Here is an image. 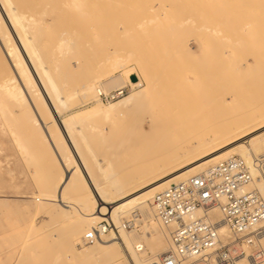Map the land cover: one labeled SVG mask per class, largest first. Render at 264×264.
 I'll return each mask as SVG.
<instances>
[{
    "label": "rangeland",
    "instance_id": "1",
    "mask_svg": "<svg viewBox=\"0 0 264 264\" xmlns=\"http://www.w3.org/2000/svg\"><path fill=\"white\" fill-rule=\"evenodd\" d=\"M17 1H21L22 3V0ZM23 1L26 6L22 8L20 15H25V20L19 21L18 19H15L14 21L12 20V22H10L8 19H4V21L0 20V264L9 255L8 247L10 242L11 245L14 246V249L17 250L21 244L27 240V231L30 228L32 221L36 220L33 217L36 214L37 206L41 204L39 201L41 198L43 199V195L45 193L61 196L70 200L75 199L76 196L78 197V184L76 183H79V180L77 177H75V175L76 166L78 165L79 161L73 156L72 148L68 147L67 150H69V153L67 154V158L69 160L67 164L62 162V159L60 158L57 151L56 144L59 138H54L55 131L52 127L56 118L61 123L71 122L67 129L66 135L67 138L72 139L74 144L76 143V145L78 144V146H80L79 150L83 154V161L84 159L92 160V156H97L102 161H112L114 166L118 164L115 168L116 176L111 175L110 178L108 177L107 172V180L105 179L103 173L99 172L100 170L97 168L98 166L100 167L99 164L96 163L98 166L96 164L95 165L96 169H98L97 171L100 174L95 172V166L92 167V169L94 168L95 170H93L94 177H96L99 184L102 180L101 186H110L113 180L118 184L126 183L128 180H130L127 184H131V182L134 184V181L136 182L145 171H154L162 165L173 163L178 158L181 151H184L183 149L186 147H188L186 149H189L192 147V145L196 144L200 139V136H197L196 138L190 134H193V132L195 133L197 125L199 126L197 127V131L199 130L198 133H200V135L203 132L209 137L212 136V134H206L208 132L204 130L205 127L206 129L208 128L207 131H209L212 123L211 125L209 124L204 126L206 124L205 122V124H199L201 118H196L198 122H194L192 120L193 118L195 119L194 116H198L197 114H199V111L197 110L200 106L202 107L205 105L204 107H207L209 105L208 102H214L218 99V97L221 96L222 99L219 98L221 102V106L218 108L219 110L217 109L213 111L216 113L212 112L214 118L212 117V120L208 119V117H211L210 115L212 114H210L207 110L203 111L204 108H202L203 113H205V115L200 113V115H202V120H206L207 123H209L213 122L215 119L214 123L216 121L219 123L225 122L228 124L229 122L234 123L237 121V119H239L236 112H234V115H237V117H233V114H231L232 112L230 111L229 113L228 110L229 107L232 106L231 98L235 95V91L234 93L232 92L237 88V85L232 86V83L234 82L233 75L236 74V71L241 70L243 72L242 75L245 74L243 76L249 77L251 72L253 73L251 69L252 65L255 64L256 58L261 54L260 48L263 47H261V45L264 44V14H261V12H264L262 11L263 8H260V13L257 12L260 17L254 14L255 11L260 7L258 3L261 4L263 0H256L257 2L255 0H245L249 4L244 0H236L232 3V5L229 4H231L230 2L233 0H227V2H229L228 4L225 2L226 0H122L125 2V6H120L121 11H119V7L117 9L119 12L116 10V13V7L113 6L114 0H110V2L104 0H98V2L96 1L99 5L98 8L96 7V10H94L95 1L91 0L89 2L88 0V4L86 3V7L88 9L87 11L88 13H91L90 15H92V17L94 15L95 19L89 16L88 18L84 17L81 14H77L75 11L70 12V7L72 5L70 3L74 2L72 0H66L68 1L66 7L68 5L70 6L69 11L68 7L66 8L64 5L65 0H63L62 3L61 0L60 3L57 1L56 3L58 7H55V4L53 3L56 0H51L49 2L53 3V5L51 4L52 7L50 5H46L47 3L43 5L45 6L44 8H46V10H50L49 12L47 11L48 14L51 12V14L48 15L49 18L47 17L46 20L39 16L35 17L34 21L40 22L38 23L40 24V30L37 28V26H34L33 20L31 21L28 19L29 17L35 15V12L39 8L38 4L33 6L31 5L32 0ZM115 1L118 2L117 0ZM120 1L121 0H119V3ZM102 2H104V4ZM111 2L113 3L112 6L109 5V9L107 5L111 4ZM123 2L122 5L124 4ZM220 2L221 4L224 2L227 4L222 5L223 7L227 6V8H225L226 10L219 6L221 5ZM236 2L239 3V5L243 4V2L244 4L240 8ZM234 3H236L238 7L236 5L233 7ZM60 4H62V6ZM91 4L93 5V9L91 8ZM252 5L253 8L257 5H259V7L254 10L251 9ZM53 6L55 17L52 14ZM249 6L250 8H248ZM112 7L115 8L114 11H112ZM230 7H232V10ZM235 7L237 9H235ZM99 8H101L102 11L99 12ZM122 8H124L125 11H122ZM92 10L95 12H92ZM249 10L250 12L251 10H254L252 11V13L255 15L254 19L253 14L251 13V15ZM236 12H240V15ZM244 15L248 16V18L246 16L244 17ZM52 17H54L56 20L52 19ZM250 17H252V19ZM225 21L228 23L230 21L234 22L229 23V27L227 29L225 28L227 26L224 28L222 27L224 30L222 32L226 31V33L228 32V34H232L231 36L219 31L222 35H228L227 39L225 36L224 39V37L218 32L219 29H217L218 26L222 25V23ZM255 22L256 27L254 26V28H252L251 26ZM65 25L69 27H66ZM94 25L95 28L92 27ZM224 25L225 24L222 26ZM211 27H213V29L217 27L215 30H217L218 33L216 32L215 34L218 37L222 36L223 38L219 37L218 39V37L212 33ZM26 28H29V31H27ZM206 28H211V31H205ZM64 30H66L68 34H76V36H79V38L85 42H81V48L87 44L86 46L90 45L94 49L91 47H86L85 49L83 48L84 50L82 49L81 55L84 56L85 53H87V56L85 55L82 58L80 55L79 59L76 61L77 63H72L74 67L77 66L76 69H78V72H76L77 74L73 76V89L71 88L70 84V86L65 88V91H69V94L71 92L72 96L70 95L71 98L67 97L66 95L68 93L66 92L65 94H59L62 98L65 96L64 99L61 100L60 98L56 97L62 103V105H59L57 109L58 111L54 112L56 116V118H54V115H52V117L49 115V113L47 114L46 110L42 111V108H45L44 105L41 107L42 105L40 103L37 106L38 103H36L32 98H24V93L27 89L25 85L26 81L24 79L25 77L22 75L23 66L16 54L15 45L17 43L16 39H19V41L20 39L22 41L28 38L36 39L38 50L39 52L42 51V58L50 59V63L47 61L46 62L48 63L49 68L52 69V73H54V70L57 66H59V64H57L58 62H56L53 56L50 55L53 52L54 45L60 42L58 41L59 38H63L59 36L65 35H60L59 32L63 33L65 32ZM248 32L249 34L251 33L249 37L246 35ZM213 37H215V39ZM51 38L54 40V43L52 42ZM223 39L225 40V44L220 43ZM238 41L240 42V45H236V48L232 49V45ZM250 41H253V44ZM216 42L218 45H216ZM50 43L52 45L54 44L53 48ZM214 44L215 47L212 48ZM224 45L226 47L223 48L222 46ZM238 46H242V48L245 50L244 52L248 53V55L246 53L245 56L246 58L248 57V59L244 58L245 53H242L243 51H236ZM254 47L256 48L254 49ZM89 48L90 50L86 51V49ZM215 48L217 53H215L216 55L214 54L213 56L212 53L215 52L213 50ZM250 48L253 50V52ZM257 48L259 52H257ZM209 49L213 51L211 52ZM83 51L86 52L83 54ZM222 52H224V55L221 54ZM92 54L93 57H91ZM119 55H125L128 57L126 69H116L112 70L111 72L114 75H122L125 80V84L121 88L116 87L115 89L110 90L109 93L115 92L116 90L125 87H131L132 91L126 95L129 96L131 94H136L137 91H140L151 84L152 88L154 89L151 90V92L153 91L154 94L159 92L162 96L165 94L169 95L171 93H182V95H186L190 94L192 91L193 95L194 93L199 92L204 94L206 90H210L206 93L210 99V96L213 93L216 94L217 92V94L214 95L215 98L212 97L209 101H207V97L205 95V99L203 100H206L205 103L207 102L208 105H206L207 103H200L203 100L198 99L199 102L196 100L198 105H200L198 106L197 110L195 109L197 107H194L193 110H191V112H194L191 114H189V111L193 106H195L194 104L196 102L194 99L196 97L193 98V100L186 101L188 104H183V102L180 103L177 110L181 109V112L180 110L179 112H176L170 108L169 110H172V112L170 111L168 113L166 111L167 109H165L166 103L159 102L155 107H151L150 103H146L137 110L119 111L112 115L110 119H107L102 115L90 117V111L92 108H94V106H97L95 105L96 102L93 100L95 103L92 104V99L90 98L89 100L84 99V101L83 98L81 99V97L77 95V93L81 85L88 82V80H93V82L96 83L95 88L97 89L100 87L101 81L104 79L101 77L99 69L93 68L94 62L88 63V59L91 57L93 60H95V63H98V61L103 59L112 61ZM217 55L218 58H216ZM132 56L133 58L129 60V57L131 58ZM212 56L217 60L215 61V58L212 59ZM235 56H238V58H235ZM232 65H240V69H228V72H226V67L228 66L229 68L230 66L232 67ZM213 66L215 67L212 68ZM248 66L249 69L247 70ZM208 69H210L211 72L208 71ZM233 71L235 73H233ZM219 75L220 79L218 78ZM254 75L256 74H252L250 78L252 77L253 79ZM262 76L259 75L261 78ZM100 77L101 79H99ZM210 77H212V81L213 78L216 77V81L214 80L215 83L214 81H211ZM186 78H189L188 81ZM185 79L186 81L183 82ZM62 80H64V78ZM231 80L233 82H228ZM247 80H249V78ZM262 80L261 82H258V84H261L260 87L262 90L257 85V83L254 86L252 84L254 88H257V86L259 87L258 90L256 88H252V90L254 89L252 93L253 98L251 97V102L253 101L252 104H257L258 107H262L263 105L261 104L260 106V104L256 102H261L264 104V83H262ZM151 85L149 87H151ZM178 85L182 88H179ZM230 86L233 87V89L230 90V93L222 94L223 91L221 89L220 91L222 92L218 93V87H222V89L225 90L224 92H229L228 90L231 89ZM74 88H77V93L75 92ZM210 88L214 90L212 91ZM44 89V86H41V91L47 95L46 89ZM209 92H212V94H209ZM201 93L199 94L201 95ZM256 93H258L260 97L256 95ZM223 95L225 96L223 97ZM195 96H198V94H195ZM66 97L69 99L66 100ZM225 98L226 101L224 100ZM261 98L263 99L261 100ZM120 100L122 99H118L117 101L110 103L103 101L101 102L102 104L109 106L117 103ZM223 100L224 104L226 103L225 105H228L229 107H224L225 105L222 103ZM64 101L65 104L63 107ZM190 103H192V106ZM182 104L183 106H181ZM184 105H188L187 107L190 105L191 108H186ZM222 105L224 110L220 109L222 108ZM37 107L41 108L40 112L38 111L39 109L37 110ZM156 107L157 109H155ZM182 107H185V110L188 109V113H185V110ZM250 107L253 109L251 105ZM225 112H228L229 114ZM223 114L226 116H223ZM188 117H190V121L194 122L193 124L188 122ZM184 119L187 121L186 123L182 122ZM179 122L182 124L180 123L178 124L179 126H177V123ZM187 123L189 126H185V131H187L188 127H191L190 125L195 128L194 131L193 129H190L192 132L188 129L190 134L187 133V135L189 134V137L193 136V139L196 138L193 144L186 143L187 140H189L187 142H191L190 139H192V137L189 138L184 134V131H182L185 128L183 125H187ZM171 126L173 127L171 128ZM198 128L203 129L202 132H200L201 129ZM68 130L71 132H68ZM210 131L209 133H215L216 130L212 132L211 129ZM198 133L196 135H198ZM207 136L201 138V141L208 139L209 137L206 138ZM177 154L178 156L176 157ZM262 155L264 156V153ZM233 156L235 157L236 155ZM93 162V160L90 161L91 165H94ZM101 165L105 166L106 164L102 163ZM134 175L136 176L135 179ZM98 177H100V180ZM131 185L130 188H134L133 185ZM126 195L127 194L123 196ZM98 200L102 201V199L99 197V199H96L94 205L95 208H97V211H99V213L101 212L102 216L100 220L95 219L96 225L100 223L101 220L110 217L113 210L111 207L113 206V203L110 201L97 203ZM66 210L68 213H70L74 212L75 209L72 205H69L66 206ZM41 221L43 224L48 222L47 220L41 218L38 220L39 223L37 224H41ZM57 249L58 244L56 241H42L41 243L28 249L25 254V259L23 262H21V264H46L49 261L51 254H55Z\"/></svg>",
    "mask_w": 264,
    "mask_h": 264
},
{
    "label": "bare ground",
    "instance_id": "2",
    "mask_svg": "<svg viewBox=\"0 0 264 264\" xmlns=\"http://www.w3.org/2000/svg\"><path fill=\"white\" fill-rule=\"evenodd\" d=\"M49 1H51V0H32L31 5L34 6L35 4H38L39 8L35 12V15L29 17L28 19H30L31 21L32 20L34 21L35 17H37V16L46 19L48 17V15L51 14V12L48 14L47 13L48 10H46V8H44L45 6H43V5L45 3H47L46 5L51 6V4L53 5V3H54L55 7H58L56 2L58 1L60 3V0H56L53 3H50ZM62 1L63 0H61V3H62ZM68 1H66V0L64 1L65 7H66V4H68L67 3ZM72 1H74L75 3L74 2L70 3V4H72L71 7L69 5L67 6L68 11H69V7H70L71 8L70 12L75 11L77 14H81L84 17H87V18H88V16L92 17V15H90L91 13H88V11H87L88 9L86 7L88 4L87 3L88 0H72ZM90 1L91 0H89V2ZM94 1H95L94 10H96L99 7V5L97 4L98 0H94ZM101 1H103V0H101ZM104 1L110 2V0H104ZM117 1L118 2H116L114 0V3L111 2V4L107 5V7H109V9H110V6H112V3H113V6L116 7V9L114 7H112V9H113L112 11H114V9H115V13H116V10L120 6L121 7L125 6V2H123L122 0L120 1V3H119V0H117ZM229 1H231V0H229ZM234 1H236V0L231 1L230 2L231 4H229V5H232V3ZM247 1H245V2H247ZM23 2H24L23 0H22V3H21V1L18 2L17 0H15V1L14 0H0V20L4 21V19H6V20L8 19L10 22H12V20L14 21L15 19H18L19 21L25 20V18H26L25 15H23V16L20 15V13L22 12V8L26 6V4H24ZM122 2L124 3L123 5H122ZM225 2H227V0ZM225 2L222 4L220 2L221 5H219V6H221V8H224V9L227 8V6H225V7L222 6V5H227L229 3V2H227V4H225ZM102 3L104 4V2H102ZM102 3H100V4H102ZM117 3H119V4H117ZM236 3H234L233 7L236 5ZM237 4L241 8L242 5L244 4V2L241 5H239V3H237ZM258 4L260 5V7H259V5H257L253 8V5H252V8H251V9L255 10L256 8L259 7L255 11V13H254L255 15H258L257 12H259V13L261 12V10H260L261 7L264 9V0L261 4L260 3H258ZM60 5L62 6V4H60ZM60 5H59V7H60ZM73 5H75V6H73ZM100 6H102V5H100ZM121 7H120L119 11H121ZM91 8L93 9V5ZM124 8H122V11H125ZM231 8L232 7H230V9ZM248 8H250V6ZM235 9H237V8L235 7ZM263 9H262V11H264ZM94 10H92V12H95ZM254 10H251V12L249 10V13L251 14L252 11H254ZM55 11H57V10H55ZM98 11L99 12L102 11L101 8H99ZM98 11H96V12H98ZM228 11H227V13H228ZM238 11H240V10H238ZM245 11H247V10H245ZM52 12H53L52 13L53 16L55 17L54 6H53ZM75 12H73V13H75ZM229 13H231V12H229ZM236 13L239 14L240 12L239 13L236 12ZM113 14H114V12H113ZM254 14H253L254 17L252 16L253 19L255 18ZM261 14L263 15L264 12H261ZM245 16L246 15H244V17ZM54 17H52V19H55ZM246 17L248 18V16H246ZM252 17H250V18L252 19ZM258 17H260V16L258 15ZM57 18H59V17H57ZM92 18L95 19L94 15ZM169 18H170V16H169ZM227 21H228V18H227ZM227 21L222 23V25L225 24L224 26L220 25L221 26L220 27L218 25H215V26H218V28L215 27V28L219 29L218 32L224 31L223 28L225 26H227V27H225L227 29L229 27V23H234L231 21L228 23ZM38 23H40V22L34 21V26H37V28H39V30H40L41 29L39 27L40 24H38ZM152 23H155V22H152ZM226 23H228V24H226ZM211 25H213V24H211ZM255 25H256V22L251 27L254 28ZM66 27H69V26H66ZM92 27L95 28V25ZM211 28H212V33L215 34L217 32V30H215V28L213 29V27H211ZM260 28H262V27H260ZM45 29H48V28H45ZM72 29H73V27H72ZM210 29L206 28L205 31H208ZM231 29H232V27H231ZM231 29H230V31H231ZM26 30L29 31V28L28 29L26 28ZM51 30H53V29H51ZM64 31L65 32H63V33L59 32L60 35L65 34L64 36H59V37H63L64 39L63 38L60 39L58 37L59 38V40H58L56 38L60 42H58V44H55L56 46L53 44L54 48H53V45L50 43L52 48H53V52L50 56H53L55 61L58 62L57 64H59V66H57L56 69L54 70V73H52V69L49 68L48 63H47V62L50 63V59L49 58L48 59L42 58V56H41L42 51H40L41 52V54H40V52L38 50V44L36 42V39L28 38V39H24L22 41H21V39H20V41H19V39L18 40L16 39L17 43L15 45L16 54H17L18 59L20 60L22 66H23L22 75L25 77L24 79L26 81L25 85H26L27 89L24 93V98L25 99L32 98L36 103H38L37 106L41 103V105H42L41 107H43V105L45 107V108H42L43 109L42 111L46 110L47 114L49 113V115H51V116L54 115V112L58 111L57 110L58 106L62 105V103L58 100V98H60L61 100L65 98L64 95H62V96H64V98L60 97L61 94H63V93L65 94L67 92V91H65V88L67 86H70V85L72 88V84H73L72 81L74 82L73 76L77 74L76 72H78L77 71L78 69H76L77 66L74 67L72 65V63L73 62L77 63L76 61L79 59V57L81 55V51L83 48L85 49L86 47H91L90 45L86 46L87 45L86 44V45H84L83 48H81V46H82L81 42H83V43H85V42L82 41L79 38V36H76V34L72 35V34H68L66 32V30H64ZM249 32L246 34L248 37L251 35V33L249 34ZM222 33H226V31L222 32ZM226 34H228V32ZM233 34H234V32H233ZM228 35H230V34H228ZM228 35H226V36L222 35V36L223 37L225 36L227 39ZM222 36H219V37L223 38ZM43 37H45V36H43ZM217 37H216V39H217ZM219 37H218V39H219ZM225 37H224V39H225ZM213 38L215 39V37H213ZM224 39L222 41L220 40L221 41L220 43H224L225 42ZM49 40H50V38H49ZM51 40H52V38H51ZM52 42L54 43V40H52ZM87 42H88V40H87ZM250 42L252 43L253 41H250ZM235 43H237V44H235ZM235 43H234L235 45L234 44L232 45V47H231L232 49H235L236 45H240L239 41L235 42ZM215 44L212 48L215 47ZM226 44H228V43H226ZM216 45H218V43ZM256 45H258V44H256ZM233 46H234V48H233ZM262 46L264 47V44L261 45V47ZM49 47H50V45H49ZM222 47L224 48L226 46L224 45ZM263 47L260 48L261 54H260V56H258L256 58L255 64L252 65V68L250 67L253 71V73L252 72H251V74L249 73L250 76H252V74H254V73L256 75L258 74L257 76L256 75L253 76V79H255V80H253L252 77L250 78L249 75H248L249 77L243 76L245 74L242 75L243 72L241 70L240 71L238 70L239 72L236 71V74L233 75L234 80L233 79L232 80L234 82L232 80L228 81V82H233L232 86L237 85L236 86L237 88H236V90L234 89L232 92V93H234V91H235V95L232 96V98H231V105L232 106L229 107L227 105L229 107V109L228 108H226V109L229 110V113H230V111L232 112L231 114H233V117H235V116L237 117V115H238V118H239V119H237L236 122H234V123L229 122L228 124L225 122L219 123L216 121H215V123H217V124H215L214 123L215 119L213 120V122H209V123H207L206 120H202V117H201L202 115H200V113H203L204 110H207V111H209L210 114H212V115H210L211 117H208V119L212 120L213 113H216L213 111L217 110L219 108V106H221L220 105L221 102L219 100V98L222 99L221 96L218 97V99L216 98L217 100L214 102L213 101L208 102L209 105L207 102H206L207 104L205 103L206 100L205 101L203 100V99H205V95L207 97V101H209V100H211L212 97L215 98L214 95L217 94V92H216V94L215 93L212 94V92L211 93L209 92V94H212L210 96V99H209L208 98L209 96L206 93L210 90H208V91L206 90L204 94L199 92V93H201V95L199 93H194V95H193V93H192L193 91H192L191 92L192 94L190 93V94L182 95V93L181 94L171 93L169 95L165 94L166 96L165 95L162 96L161 93H159V92H157L156 94H154L153 91L151 92V90H154V89L152 88V85L149 84L148 87H146L140 91H137L136 94H131L129 96H124L123 98H120L122 100L118 101L117 103H115L113 105L107 106L105 104H102V102H101L102 100L99 97L100 93H109L110 90L115 89L116 87L121 88L122 86H124L125 80L122 77V75H120V74L114 75V74H112L111 71L116 70V69L125 70L126 66L128 64V57H126L125 55H119L116 57V59L114 58L112 61L103 59V60L98 61V63H95V60H93V58H91V57H93V54L90 57L91 59L88 57L89 58L88 60L90 61L89 62L87 60L88 63L94 62L93 68H98L100 71L101 77L104 79L103 81H101V85L97 89L95 88L96 83L93 82V80H88V82L85 81L86 83L81 85L78 93L76 91L77 88H74L75 92L77 93V95H79V97H81V99L83 98V100L84 99L89 100V98H90V99H92V104L96 102L95 105H97V106L96 107L94 106V108H92L91 111L89 110L90 111V117L102 115L103 117L110 119L112 115L116 114L119 111L137 110V109L141 108L142 106H144L146 103L147 104L150 103L151 107H155L157 105V103H159V102L166 103L165 109H167L166 111L168 113L170 111L172 112V110H169L170 108L176 112H179V110L181 112V109L177 110V108H179L178 105L182 102H183V104H185V103L188 104V102H186V101L193 100V98L196 97L194 99L196 102L194 104L195 106H193L191 108L192 103H190L191 106L189 105V107H187L188 105L187 106L184 105L186 108H191L190 111L188 109H186L187 110L186 111L184 109L185 107H182L185 110L184 112L188 113V111H189L190 112L189 114L193 113L194 111L191 112V110H193L194 107H197V108H195L197 110L198 106L200 105V104L198 105L199 100H203L200 103H204L208 106L207 107H204L205 105L202 107L200 106L199 109L197 110V111H199L198 112L199 114H197L198 116H194L195 119L193 118L192 120L194 122L195 121L198 122L196 120V118L197 117L201 118L202 122L199 121L200 122L199 124L205 122L206 124L204 123L205 124L204 126L209 125V124L211 125V123H212L213 126L211 125V128H209V131L211 129H212V132H214L215 130L216 131H215V133H209V131H207L208 128L206 129L204 127V130H206V132H208V133L205 132L206 134H208V135L212 134V136L209 137L202 132L203 129L198 128V129H201L200 132L203 133V134L201 133V135H202V137H201L200 133H198L199 130L197 131V127H199L197 125V123H196V125H197L196 130H195V128L192 127V125H190L191 127H188V129L189 130L193 129V131L195 130V133L197 132L198 135H196L197 133L195 134L194 132H193V134L192 133L190 134L188 129H187L188 132L185 131L186 130L185 126H189V125H188V123H187V125L184 124L183 126L185 128L182 131H184L185 135H187V133H189L190 135H193L196 138H197V136H200V139H199L200 141H201V138H204L205 136H207L206 138H208V137L209 138L205 139L204 141H201V142L198 140L197 143L192 145V147H190L189 149H186L188 147L183 149L184 151H181L179 156H178V154L176 155V157L178 156V158L173 163L162 165L158 169L156 167H154L157 169L154 171L153 170L152 171L148 170L149 172L145 171L136 182L134 181V184L131 182V184L134 187L131 189L130 188L131 184H127L130 180H128L127 182L125 181L126 183H119L118 184V183L114 182V180L112 179L113 182L111 180L112 183L110 186H105V187L101 186L102 180L99 184L96 177H94V172H93L94 168L92 169V167L95 166V169H96V165L99 164L100 167L97 165L98 166L97 168L100 170L99 171L100 173H103L105 179L107 180V178H106L107 172H108V177H110L111 175L116 176L115 168L118 164L116 166H114V163H112V161H109V162L108 161H102L97 156H92L93 157L92 160L94 161L93 162L94 165H91L92 162L90 163V161H92V160H89V159L85 160L84 159V161H83V159H82L83 154L79 150L80 146H78V144L76 145V143L74 144V142H72V139L67 138V135H66L67 129L70 126L71 122H66V123L60 122V124H59V121L57 119L54 120V123L52 125V127L54 128V131H55L54 132V138H57V139L59 138L57 140L56 144H57V151L59 153L60 158L62 159V162L67 164V162L69 160L67 158V154L69 153L68 152L69 150H67L68 147L72 148L73 156L76 157L77 160L79 161L78 165L76 166V175H75V177H77L79 180V183H76V184H78V186H77L78 197L76 196L75 199L70 200L68 198H63L61 196L45 193L43 195V199L42 198L40 199L39 203L41 202V204H39L37 206L36 214L33 217L36 220L32 221L31 226L27 231L28 232V234L26 235L27 240L23 244H21V246L17 250L14 249V246H12L11 242H10V245L8 247L9 255L5 258L4 261H2L1 264H8V263H10V264H21V262H23V260L25 259V254L28 251V249H30L33 246L41 243L42 241H47V240L56 241V243L58 244V249L55 251V254H53V255L51 254V257L46 264H151V263H155V262L157 263L161 259L163 254L171 249V240H170V235H169L168 229L161 222H159L157 220L156 215L154 214L152 202H153V199L155 198L156 193L158 194L159 192L169 188L173 184H177V183L184 181V180H187L193 176H197L198 174L204 173L207 170L212 169L213 167H216L219 163L233 158L234 157L233 155L240 156L247 163V165L252 167L253 173L255 175L258 174L257 171L255 170V167L258 163V160L263 156L262 154L264 153V104L261 102H256V103H259L260 106L262 104L263 105L262 107H258L257 104H256L257 106L255 104H252L253 101L251 102V97L253 98L252 93H253V90L256 88V87L254 88L253 86L257 83V85L260 87L261 84H258V82L259 81L261 82V80L264 76V48ZM238 48L236 49V51L237 50L243 51L242 53H245V55L243 54L244 58H246L245 56H246L247 52H244L245 50L242 48V46H240V47L238 46ZM240 48H242V49H240ZM255 48L256 47H254V49ZM92 49H94V48H92ZM87 50H90V48L86 49V51ZM213 50L215 51L214 53H212V55L214 56V54L217 53V50H216V48ZM257 50H258V48H257ZM86 51H83L82 53L84 54V52H86ZM252 52H253V50H252ZM257 52H259V50ZM130 53H131V51H130ZM223 53L224 52H222L221 54H223ZM238 53H241V52H238ZM85 55L87 56V53H85ZM130 55H128V56H130ZM247 55H248V53H247ZM84 56H82V58ZM213 56L211 57L212 59L215 58V57L213 58ZM232 56H234V55H232ZM236 57L238 58V56H235V58ZM132 58H133V56L131 58L129 57V60H131ZM216 58H218V55L216 56ZM216 58H215V61L217 60ZM219 58L221 59L220 56H219ZM52 59H51V61H52ZM212 59H211V61H212ZM246 59H248V57ZM236 61H237V59H236ZM238 61H240V60H238ZM243 62H245V61H243ZM234 63H235V59H234ZM247 63H249V62H247ZM228 66L227 67L225 66L226 70H227V71L225 70L226 72H228V69L229 70H232V69L236 70L237 68L240 69V67H239L240 65H236V66L232 65V67L230 66L229 68H228ZM214 67L215 66H213L212 68H214ZM248 69H249V66H248L247 70ZM208 71L211 72L210 69H208ZM208 71H206V72H208ZM213 73H215V72H213ZM233 73H235V72L233 71ZM142 75H144V74H142ZM214 75H216V74H214ZM259 75L260 76L263 75L262 78L259 77ZM101 77L99 79H101ZM216 77L213 78V81L214 80L216 81ZM219 77H220V75L218 76V78ZM63 78H64V80H62ZM248 78H249V80H247ZM186 79L183 80V82L186 81ZM188 79H187V81H188ZM210 79L212 81V77H210ZM230 79H228V80H230ZM211 81H209V82H211ZM215 81H214V83H215ZM262 81H263L262 83H264V78ZM252 84H253V86H252ZM150 85H151V87H149ZM209 85H211V84H209ZM227 85H229V84H227ZM41 86H44V88L46 89L47 95L43 91H41ZM258 86L256 88L257 90L259 89ZM179 88H182V87L179 86ZM252 88H254V89L252 90ZM218 89H219L218 93H221L223 91L222 94H224V93L228 94L231 92L230 90H232L233 87H231V89L228 90L229 92H224L225 90H223L222 87L221 88L218 87ZM220 89L222 91H220ZM260 89H261V87H260ZM67 90H69V89H67ZM74 90H72V91H74ZM211 90L213 91L214 89H211ZM75 92H72V93H75ZM172 92H174V91H172ZM195 94H198L199 97L195 96ZM70 95H71V92H70V94L68 93L66 96L71 98L72 95L71 96ZM256 95L259 96L258 93H256ZM224 96L225 95H223V97ZM263 96H264V93H263ZM56 97H58V98H56ZM67 97H66V100L69 99ZM256 99H258V98H256ZM262 99L263 98H261V100ZM196 100H198V102ZM212 100H214V99H212ZM224 100L226 101V98ZM224 100L222 102L223 105L226 104V103L224 104ZM261 100H259V101H261ZM64 104H65V101L63 103V107H64ZM67 104H68V101H67ZM183 104L181 106H183ZM196 104H197V106H196ZM249 104L252 106L253 109H251ZM223 105H222V108H220V109L224 110V107H227V106L225 105L223 107ZM254 105L256 106V108ZM202 108H204L203 111H202ZM40 109L41 108L37 107V110L39 112H40ZM155 109H157V107ZM200 111H202V112H200ZM234 112H236L237 115H234ZM225 113H228V112H225ZM194 115H196V114H194ZM203 115H205V113H203ZM224 115L225 114H223V116ZM171 117H172V115H171ZM189 118L190 117H188L187 119H189ZM198 120H200V119H198ZM182 122L186 123L187 121L184 119V121H182ZM188 122H191L192 124L194 123V122L190 121V119L188 120ZM180 123L181 122L177 123V126H179L178 124H180ZM172 127L173 126H171V128ZM200 127H202V126H200ZM181 129H182V127H181ZM68 132H71V131L68 130ZM189 134L187 135L188 137H189ZM193 136H191L192 139L194 138ZM191 137H189V138H191ZM196 138L193 139V142H192V139H190L191 142H187V141H189V140H187L186 143L187 144H190V143L193 144L194 140H196ZM162 141H164V140H162ZM198 142H200V143H198ZM164 144H167V143H164ZM162 145H161V147H162ZM163 146H165V145H163ZM173 156H174V154H173ZM102 163H104L106 165L102 166L101 165ZM98 169H96V171L94 170L95 172H97V174L99 173L97 171ZM137 173H138V171H137ZM95 175H96V173H95ZM98 178L100 180V177H98ZM135 178H136V176L134 177V179ZM121 182H122V180H121ZM256 188L264 196V184L259 182L257 184ZM125 194H127V195L123 196ZM99 197L102 199V201L98 200L97 203L103 202V201L104 202L110 201L111 203H113V206H111L113 209L111 216L107 217L106 219H109L119 229V235L118 234L116 235L117 238H113V239L108 238L104 242L101 241L100 243L95 244L93 246L85 247V245L83 244L84 236L86 235V233L88 231L92 230L96 226L95 219L100 220V218L102 216L101 212L99 213V211H97V208H95V205H94V203L96 202V199L97 198L99 199ZM69 205H72L74 207V209H75L74 212H70V213L67 212L66 206H69ZM133 212H140L141 215L143 216V222H142V225L140 226V230L136 231V232H131V231H127V230L123 229L124 221L127 220ZM208 214L210 217L214 218L215 220H219L222 218V214H221L220 209L210 210V211H208ZM111 217H112V219H111ZM41 218L47 220L48 222L46 224H43V222L41 221L42 222L41 224H37L40 222V221L38 222V220H40ZM220 233L222 234L224 239H229L231 237V233H229V230L225 225L221 226ZM263 246H264V241H263ZM141 248H143V251H140Z\"/></svg>",
    "mask_w": 264,
    "mask_h": 264
},
{
    "label": "built area",
    "instance_id": "3",
    "mask_svg": "<svg viewBox=\"0 0 264 264\" xmlns=\"http://www.w3.org/2000/svg\"><path fill=\"white\" fill-rule=\"evenodd\" d=\"M131 91L125 87L99 97L110 103ZM255 170L257 175L241 157H233L156 194L152 207L169 231L171 249L151 264H264V196L256 188L264 184V156ZM213 209H220L221 219L209 216ZM142 222L141 213L133 212L123 229L139 231ZM222 225L229 239L220 233ZM117 234L119 229L103 219L86 233L83 244L93 246Z\"/></svg>",
    "mask_w": 264,
    "mask_h": 264
},
{
    "label": "water",
    "instance_id": "4",
    "mask_svg": "<svg viewBox=\"0 0 264 264\" xmlns=\"http://www.w3.org/2000/svg\"><path fill=\"white\" fill-rule=\"evenodd\" d=\"M54 117H55V114H54ZM56 118V117H55ZM57 119V118H56ZM58 120V119H57ZM59 124H60V122H59Z\"/></svg>",
    "mask_w": 264,
    "mask_h": 264
}]
</instances>
